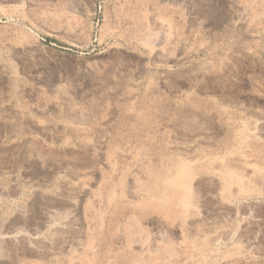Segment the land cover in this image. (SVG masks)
Returning a JSON list of instances; mask_svg holds the SVG:
<instances>
[{
	"label": "rangeland",
	"instance_id": "374dc122",
	"mask_svg": "<svg viewBox=\"0 0 264 264\" xmlns=\"http://www.w3.org/2000/svg\"><path fill=\"white\" fill-rule=\"evenodd\" d=\"M0 264H264V0H0Z\"/></svg>",
	"mask_w": 264,
	"mask_h": 264
},
{
	"label": "bare ground",
	"instance_id": "6f19581e",
	"mask_svg": "<svg viewBox=\"0 0 264 264\" xmlns=\"http://www.w3.org/2000/svg\"><path fill=\"white\" fill-rule=\"evenodd\" d=\"M15 16V15H14ZM17 22H19V21H17ZM14 23V22H13ZM21 25H25V24H23V23H21ZM20 25V26H21ZM9 27V26H8ZM16 29V28H15ZM21 31V30H20ZM12 38V37H11ZM18 40V39H17ZM16 39H15V41H17ZM9 41V40H8ZM13 41V40H12ZM20 42V41H19ZM180 166V165H179ZM187 186V185H186ZM188 187V186H187ZM187 189V188H186ZM149 191V190H148ZM25 236V235H24ZM15 237V236H14ZM7 239H9V238H7ZM15 239H17V238H15ZM30 240V239H29ZM38 241H36V243H37Z\"/></svg>",
	"mask_w": 264,
	"mask_h": 264
},
{
	"label": "crops",
	"instance_id": "0c3cea01",
	"mask_svg": "<svg viewBox=\"0 0 264 264\" xmlns=\"http://www.w3.org/2000/svg\"><path fill=\"white\" fill-rule=\"evenodd\" d=\"M182 174V173H181ZM183 177V176H182ZM177 178H178V176H177ZM178 179H181L180 177L178 178ZM182 196L184 195V193H182L181 194ZM183 198V197H182ZM162 211H167V208H164V210H162Z\"/></svg>",
	"mask_w": 264,
	"mask_h": 264
}]
</instances>
